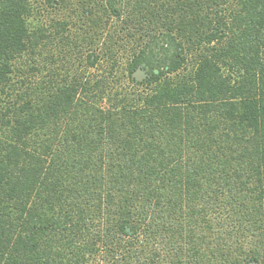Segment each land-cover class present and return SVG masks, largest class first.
<instances>
[{"label":"trees","instance_id":"1","mask_svg":"<svg viewBox=\"0 0 264 264\" xmlns=\"http://www.w3.org/2000/svg\"><path fill=\"white\" fill-rule=\"evenodd\" d=\"M179 1L151 20L165 32L140 27L141 93L78 66L32 79L47 28L0 0V264H264V0Z\"/></svg>","mask_w":264,"mask_h":264},{"label":"rangeland","instance_id":"2","mask_svg":"<svg viewBox=\"0 0 264 264\" xmlns=\"http://www.w3.org/2000/svg\"><path fill=\"white\" fill-rule=\"evenodd\" d=\"M31 2L34 7L32 22L47 28L45 33L49 34L51 41L44 45L41 57L26 56L22 59L20 67L26 69L28 65L34 64L42 71L39 72L40 75L29 72V77L32 79L43 77L48 74L50 68L55 72H61V74L63 71L69 70L72 74L75 72V67L78 66L85 70V76L91 82L105 76L108 77L109 84L113 88L116 87L114 90H135L141 93L150 90L148 87L129 83L124 74L125 65L136 48L144 43L141 41L144 39L140 36L141 31H145L144 28L153 27L156 33L165 32V27H161L159 23H153L151 20L156 16L161 19L160 14L163 11L161 5L166 7L168 13H171V7L177 5H175V0H119L117 6L120 8L121 5L124 10L123 19L109 15L105 11L106 0H56L53 2V6H48L45 0H31ZM181 2H187V0H181ZM198 4L200 5L198 12L200 14L207 13L209 17L220 14L229 18V10L235 7L234 0H214L213 2L209 0V7L204 0H198ZM86 8L91 13L85 12ZM151 11H153V15H151ZM181 15L183 13L176 10L170 19L180 20ZM124 19H130L129 24L140 22L142 26L137 25L132 30H127L125 27L128 24L124 22ZM61 25H64L63 29ZM128 31L132 32L135 38L128 37ZM174 31L185 48L188 47L185 38L181 37L183 32L181 33L178 29H174ZM96 48L97 52L106 51V54L102 53V60L94 67L85 68L84 52ZM191 63L192 61H189V64ZM107 72H111V74L108 75ZM98 104L104 108L110 105L107 97L99 100Z\"/></svg>","mask_w":264,"mask_h":264},{"label":"water","instance_id":"3","mask_svg":"<svg viewBox=\"0 0 264 264\" xmlns=\"http://www.w3.org/2000/svg\"><path fill=\"white\" fill-rule=\"evenodd\" d=\"M133 75L140 80L144 76V71L141 68H138L133 72Z\"/></svg>","mask_w":264,"mask_h":264}]
</instances>
